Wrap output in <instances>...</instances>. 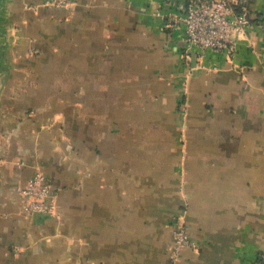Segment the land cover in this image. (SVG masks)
<instances>
[{
	"label": "crops",
	"instance_id": "obj_1",
	"mask_svg": "<svg viewBox=\"0 0 264 264\" xmlns=\"http://www.w3.org/2000/svg\"><path fill=\"white\" fill-rule=\"evenodd\" d=\"M46 1L0 0V264H169L182 204L176 264H264V0L200 67L181 0ZM36 170L57 218L20 213Z\"/></svg>",
	"mask_w": 264,
	"mask_h": 264
},
{
	"label": "built area",
	"instance_id": "obj_2",
	"mask_svg": "<svg viewBox=\"0 0 264 264\" xmlns=\"http://www.w3.org/2000/svg\"><path fill=\"white\" fill-rule=\"evenodd\" d=\"M70 0H47V6H69ZM180 14L174 19L175 29L183 46V58L188 62L195 57V66L206 52L223 53L231 58L237 41L251 26L247 0H181ZM239 6L240 10L235 11ZM264 57V55H263ZM20 199V213L27 218L48 216L57 218L56 194L48 176L36 170L23 184L15 188ZM186 207L182 204L171 220L169 264H176L186 249L197 250L186 227ZM16 252V248L14 249Z\"/></svg>",
	"mask_w": 264,
	"mask_h": 264
},
{
	"label": "water",
	"instance_id": "obj_3",
	"mask_svg": "<svg viewBox=\"0 0 264 264\" xmlns=\"http://www.w3.org/2000/svg\"><path fill=\"white\" fill-rule=\"evenodd\" d=\"M194 64V57H192V65Z\"/></svg>",
	"mask_w": 264,
	"mask_h": 264
},
{
	"label": "trees",
	"instance_id": "obj_4",
	"mask_svg": "<svg viewBox=\"0 0 264 264\" xmlns=\"http://www.w3.org/2000/svg\"><path fill=\"white\" fill-rule=\"evenodd\" d=\"M237 12V11H236Z\"/></svg>",
	"mask_w": 264,
	"mask_h": 264
}]
</instances>
